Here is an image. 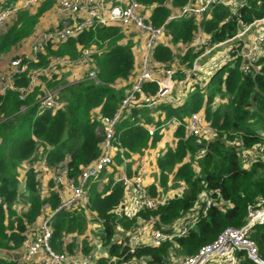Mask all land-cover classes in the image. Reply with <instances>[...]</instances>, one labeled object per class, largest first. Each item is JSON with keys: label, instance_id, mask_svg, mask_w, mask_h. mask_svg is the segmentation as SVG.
Returning a JSON list of instances; mask_svg holds the SVG:
<instances>
[{"label": "trees", "instance_id": "obj_1", "mask_svg": "<svg viewBox=\"0 0 264 264\" xmlns=\"http://www.w3.org/2000/svg\"><path fill=\"white\" fill-rule=\"evenodd\" d=\"M14 1L7 0L5 5ZM136 1L142 7L145 21L159 26L169 14L192 0ZM248 2L249 6L235 15L223 6L211 7L202 29L212 42L233 35L238 19L248 23L264 16V0ZM57 3L58 0H42L35 12L19 10L0 28V67L20 54L40 18ZM164 26L171 42L162 41L154 48L153 57L160 65L180 67L183 52L189 53L193 60L203 51L201 47L189 45L196 31L193 17L166 21ZM139 42L138 32L130 28L90 26L65 42L44 45L28 68L46 66L51 56L74 60L81 49L94 47L98 50L93 55L97 81L84 78L68 82V73L62 72L43 78L24 100L18 98L16 91L0 96V250L3 254L19 251L24 231L42 217L46 201L51 209H56L59 203L50 179L41 188L33 163L45 158L51 171L64 166L75 181L102 153V138L97 129L102 118L116 112L132 86ZM183 47L187 50L182 52ZM262 50L256 67L249 73L241 69L237 58L212 72L207 80L194 76L185 89L174 88L175 99L171 102L126 109L115 126L123 156L118 149L110 169L89 183L87 195L71 208L53 214L50 219L52 249L84 254L91 253L99 243L109 256L126 255V260L156 264L168 251L174 254L181 250L184 256H189L213 241L225 228L241 227L248 208L258 199H264V46ZM27 82L25 73L16 79L19 86ZM46 89H55L56 99L64 104L55 109L41 107L37 100ZM155 89L153 82L143 85L144 94ZM21 106H25L24 111H20ZM198 111H203L206 121L216 130L215 139L205 142L192 137L183 125L174 126V140L169 135L172 129L164 133V124L169 119L183 121ZM150 128L154 129L152 134L148 132ZM158 150L160 154L155 157L154 152ZM244 150L262 154L250 169L244 163ZM146 155L154 160L158 170L155 184L148 186L151 196L177 194L180 188L187 190L154 209L141 210L134 219L122 220L116 216L115 206L123 199L124 187L115 177L123 172L135 173ZM206 194L214 198L206 216L187 236L175 239V245L170 242L159 247L143 246L135 254H125L124 234L139 222L168 230L169 224L180 221L195 201ZM250 237L264 259V227H255ZM0 261L16 264L5 257ZM97 264H109V261L101 256ZM239 264L256 263L242 258Z\"/></svg>", "mask_w": 264, "mask_h": 264}, {"label": "built area", "instance_id": "obj_2", "mask_svg": "<svg viewBox=\"0 0 264 264\" xmlns=\"http://www.w3.org/2000/svg\"><path fill=\"white\" fill-rule=\"evenodd\" d=\"M41 1L15 0L12 4L5 5L7 0H0V28L19 10L32 11ZM248 1L192 0L177 12L169 14L166 21L193 17L196 31L189 45L204 49L193 60L190 59L189 53L183 52L181 66L170 67L160 65L153 57L154 48L160 42H171L170 35L164 26L166 21L159 26L146 22L142 7L136 0H58L52 13L42 21L47 25L46 27H50L38 33H36L38 29L36 27L29 37L31 38L36 33L34 35L36 37L28 46V51L21 50L19 55H14L9 59L8 65L0 67V96L8 91H16L18 98L24 100L34 87L43 82V78L60 75L66 71L85 70L86 78L96 80L93 55L98 50L94 47L81 49L79 56L74 60L68 57L51 56L46 66L28 68L29 63L37 59L44 45L49 42L54 44L65 42L90 26L119 25L122 28L136 30L140 37V42L136 47L138 48L136 50L137 70L132 86L122 98L116 112L101 120L98 129L102 138V153L79 173L77 180L74 181L68 176L67 168L64 166L51 171L45 158L33 163L42 189L45 188L48 179L53 182V189L59 201L58 206L56 209H51L49 201H46L42 206V217L24 231L19 251H9L3 254L0 250V260L5 257L7 261H14L16 264H97L98 257L105 256L109 264H140L135 259L126 260V255L109 256L107 249L99 243L94 245L91 253L75 252L72 254L66 251H54L50 245L52 234L50 219L56 211L71 208L87 195L89 183L98 179L102 171L110 169L118 149H120L121 157L123 156V148L115 135V126L126 109L156 107L161 103L171 102L175 99L172 94L174 88H178V91L185 89L189 84V79L194 76L207 80V76L212 72L237 58L244 72L253 71L257 60L263 54L264 16L248 23L238 19L235 33L219 42H212L210 35L202 29V22L210 16L213 5L223 6L231 15H235L240 9L249 6ZM25 43L22 48H25ZM24 73L28 82L26 85L19 86L16 79ZM148 82L155 83L156 89L153 93L144 94L143 85ZM37 101L43 108L55 109L64 104V101L56 99L55 89H46ZM24 109L25 106L20 107V111ZM175 125H183L188 135L201 138L205 142L217 137L216 130L206 121L203 111L194 112L183 121L171 118L163 128L165 131L168 129L169 132ZM153 131L152 128L148 129L149 134ZM243 153L244 163L248 169L259 160L258 156L262 157V154L254 153L252 150L249 152L244 150ZM159 154V150L154 152L155 157ZM152 162L154 160L146 155L138 164L135 173L127 175L123 172L115 177L116 181L124 187L123 199L115 206V214L118 218L125 221L134 219L141 210L154 209L176 195L153 197L149 194V181L146 178L145 169ZM213 202L214 198L207 194L203 195L195 201V205L180 221L169 224L168 230L160 229L153 223L139 222L137 227L124 234L126 242L123 243L122 248L127 247L125 254H135L136 250L143 246L159 247L170 242L175 245V239L187 236L198 226V221L206 216ZM258 226L264 227V200L259 199L248 208L246 220L241 227L225 228L213 241L202 245L189 256L168 251L156 264H239L242 258L249 259L256 264H264V259L259 255L255 241L250 237L251 231ZM117 230L123 234L119 227Z\"/></svg>", "mask_w": 264, "mask_h": 264}, {"label": "rangeland", "instance_id": "obj_3", "mask_svg": "<svg viewBox=\"0 0 264 264\" xmlns=\"http://www.w3.org/2000/svg\"><path fill=\"white\" fill-rule=\"evenodd\" d=\"M35 10H36V8H34L32 11L33 12H35ZM44 16V15H43ZM42 16V17H43ZM41 17V18H42ZM40 18V22H39V24H38V26H37V31H36V33H38L39 31H41V30H43V29H46V28H49L50 26H48V27H46L45 26V24H43V22H42V20H43V18L41 19ZM35 33V34H36ZM34 34V35H35ZM32 36L31 38H29L27 41H26V43H25V48H22L21 50L22 51H28V46L32 43V41L34 40V38L36 37V36ZM136 50H138V48H136ZM185 50V47H183V49H182V52ZM204 50V49H203ZM94 58V57H93ZM194 59V58H193ZM206 62V61H205ZM83 71V72H82ZM81 71V74L79 75V77H77V78H71V79H69L68 81H70V82H72V81H79V80H81V79H84V78H86V75H87V73H86V71L85 70H82ZM66 73H68V76H73V72L72 71H66ZM179 75V74H178ZM180 76H181V74H180ZM208 77V76H207ZM177 90H176V95H177ZM172 94H174V90L172 91ZM224 103V102H223ZM97 132H98V134H99V132H100V130L99 129H97ZM167 132H168V129H167ZM170 136H171V138L174 140V137H173V130H172V133L171 134H169ZM254 153H256V151L255 150H252ZM148 165H150V164H148ZM147 165V166H148ZM147 169H148V171H147ZM147 169H145V171H146V174H147V176H146V178H147V180H150V179H153V170H152V168H151V166H148L147 167ZM103 182H104V180H102ZM183 189L184 188H180V191L178 190V192H176L177 194L175 195V197L177 196V195H179V196H182L183 194H185V191L187 190H185V191H183ZM170 195H174V194H170ZM172 197H174V196H172ZM259 200H264V199H259ZM91 226V225H90ZM89 227V226H88ZM176 254H178V255H183L182 254V252H181V250H178L177 251V253Z\"/></svg>", "mask_w": 264, "mask_h": 264}, {"label": "crops", "instance_id": "obj_4", "mask_svg": "<svg viewBox=\"0 0 264 264\" xmlns=\"http://www.w3.org/2000/svg\"><path fill=\"white\" fill-rule=\"evenodd\" d=\"M53 11V10H52ZM52 11L51 12H49V13H47V14H45L42 18H43V20H44V18L46 17V16H48L49 14H51L52 13ZM41 18V19H42ZM42 20V21H43ZM45 26H47V25H45ZM81 71L82 70H74L73 71V76L71 77V76H68L67 75V77H66V79H67V81L69 80V79H71V78H77V77H79V75L81 74ZM83 72V71H82ZM68 82H70V81H68ZM72 82H76V81H72ZM173 129H174V127H173ZM172 129V130H173ZM172 130L170 131L171 133H172ZM164 133H168L167 132V130L165 131L164 130ZM167 138L165 137V134H164V138H163V141H165ZM154 152V151H153ZM148 166H151V168H152V170H153V179H150V180H148L149 182V185L152 183V184H155V181L157 180V176H155V175H157L158 173V170L156 169V166H155V163L154 162H152L150 165H148ZM147 166V167H148ZM147 167H146V169H147ZM147 171H148V169H147ZM106 180L104 179V182H105ZM148 185V186H149Z\"/></svg>", "mask_w": 264, "mask_h": 264}]
</instances>
